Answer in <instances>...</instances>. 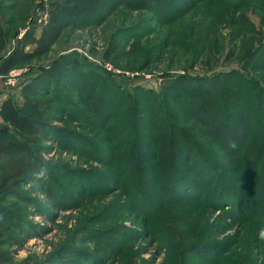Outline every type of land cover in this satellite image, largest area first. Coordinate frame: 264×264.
Here are the masks:
<instances>
[{
    "label": "rangeland",
    "instance_id": "rangeland-1",
    "mask_svg": "<svg viewBox=\"0 0 264 264\" xmlns=\"http://www.w3.org/2000/svg\"><path fill=\"white\" fill-rule=\"evenodd\" d=\"M39 1L0 0V54L33 48L36 42L22 30ZM92 1L47 0L50 8L67 5L81 13L80 17L93 6ZM112 1L95 3L96 20L104 16L101 23H95V19L89 21L88 17L79 20L67 27L41 56L14 67L25 70L18 83L48 68L62 52L76 50L83 56L78 48L110 63L116 70L130 72L131 76L113 73V80L130 94L134 87L159 93L167 84L170 94L188 91L197 95L195 83H189L185 74L203 76L240 69L244 58L245 62H264V0H155L149 2L152 8H141L134 0H123L122 4ZM109 5L113 10L106 14ZM175 9L178 16L170 21L157 18L167 11L172 14ZM11 17L7 25L5 20ZM40 29L32 24L28 30L38 34ZM115 37L122 40L118 57L115 61L104 60L102 54L109 39ZM254 44L260 48L249 54ZM160 47L161 57L148 63ZM209 63L213 69L206 71ZM249 73L259 79L264 74L260 70ZM173 80L174 86H169ZM261 83L264 84V78ZM76 92V89L66 90L62 95L74 101ZM82 93L88 97L89 105L83 109L75 101L83 109L81 118L77 123L69 118L49 121L51 140L39 134L36 123L30 133L18 132L36 149L39 160L35 162L40 164L39 168L0 161V211L11 212L17 222L11 229L0 231L1 264H264V240H260L264 204H254L257 196L253 195L260 188L248 185V189H236V185L243 186L246 182L239 178L241 171L224 146L216 144L214 139L212 149L219 148L213 152L214 160L222 163L224 175L233 176L235 185H232L237 192L251 194L250 198L241 195L248 208H255L248 220L235 217L242 212L241 203L212 208L215 201L211 194L203 195L204 200L200 198V189L205 185L201 174L205 179L213 174V167L208 168L204 162H200L201 173L196 177L191 171L184 172L193 179L196 190L188 185L175 186L172 178L165 179L164 174L157 180L149 170L142 171L141 165L152 164L153 160L149 159L147 150L137 145L149 131L142 125L136 127L132 117L138 118L141 108H148L147 95L135 93L139 107L132 116L126 97L117 108L113 104L115 100L101 96L99 83L91 91L84 86ZM51 94L32 99L43 108L33 110V117L47 118L46 105L52 101ZM113 94L111 90L108 96ZM15 101L22 104L24 95L18 93ZM180 105L170 103L175 114L185 109L186 102ZM117 109L119 112L115 113ZM123 121L127 124L124 131ZM153 125L156 124L151 122V128ZM53 126L61 131L57 133ZM185 129L194 133L188 124ZM73 135L80 140H75ZM196 137L200 136L196 134ZM130 139L135 143L130 145ZM150 139L145 140L151 142ZM176 140L180 146L186 143L185 135L177 136ZM128 148L131 159L123 168V160L129 158L124 152ZM111 159L114 161L109 164ZM132 193L137 194L136 199ZM237 198L239 202L241 199ZM58 254L64 256L65 263L58 262Z\"/></svg>",
    "mask_w": 264,
    "mask_h": 264
},
{
    "label": "trees",
    "instance_id": "trees-1",
    "mask_svg": "<svg viewBox=\"0 0 264 264\" xmlns=\"http://www.w3.org/2000/svg\"><path fill=\"white\" fill-rule=\"evenodd\" d=\"M99 1L102 0L92 1L93 6L88 8L87 13L83 14L84 17H80L81 13L74 12L67 5L59 4L53 8L48 6L49 21L45 26L41 27L39 34L36 35L35 31L31 32L30 30L25 32L27 38L37 43H35V47L29 51L14 49L4 57L0 56V76L7 74L10 69L16 67L21 62L30 61L41 56L49 46L60 39L64 30L70 25L76 24L79 20L81 21V19L87 17L89 21L92 19L96 20L98 5L95 3ZM116 1H121L118 4L124 2L123 0H113L112 3ZM127 1L133 2V0ZM151 1L155 0H134L141 8H152ZM104 2L109 4V0H104ZM111 5L106 9V14L111 13L113 10L110 8ZM178 13V10L175 9L174 13L171 14V12L167 11V14L157 16V18L163 22L165 20L170 21L172 17H177ZM103 18L104 16L96 20L95 23H101ZM12 19L13 17L7 18L5 23L8 25L9 23L7 22L12 21ZM7 34L6 31H3L4 36H8ZM121 43L122 40L119 38L109 39L102 58L104 60L115 61L118 57ZM259 48V45L254 44L249 48L248 53L256 52ZM1 49L2 45L0 46ZM162 51L163 48H157L155 58L149 60L148 63L157 61L161 57ZM86 60L76 50L62 52L53 59L48 68L38 70L36 73H33L34 76H30L24 83H20L17 86L20 88L21 94L24 95L22 104L15 102L11 95L2 100L0 104V161L10 164L15 163L28 168L36 165L35 168H39L40 164L35 162L39 158L36 156L38 155L36 154V149L19 133H30L31 128H33L31 126L36 123L35 128L40 131L37 130L39 134L43 138L51 140L52 138L48 131L51 128L49 121L61 122L65 118H69V120L77 123L81 118L80 113L89 105L88 97L82 93L84 86L85 89L91 91V87L99 83L101 96L115 100L113 104L117 108L121 107V100H124L126 97L128 107L132 111V116H134L133 112L139 107L137 105L138 98H136L135 93L145 94L149 98L147 103L148 108H144V110L141 108L138 118L132 117L134 118L136 127L142 125L149 131L146 134L148 135L147 137L143 136V142L137 145L139 149L143 151L147 150L149 152V159L153 160L152 164L145 163V165H141L142 171L149 170L151 174L155 175L157 180H160L164 174L165 179L167 177L172 178L175 186L188 185L196 190L192 181L193 179L187 178L188 176H185L184 172L191 171L194 174L193 176L196 177V175L201 173L199 170L200 162H204L208 165V168L210 166L213 167V174L210 179H205L203 173L201 174L203 177L200 176V178L205 180V185L200 189V198L204 200L203 195L211 194L212 201H215L212 208L225 203L230 207L241 203L239 211L242 212H239L241 214L235 217L240 221L248 220L254 213L255 208L252 206L248 208L247 203L243 201L241 195L249 197L251 194H245L243 191L237 192L242 187L243 190L248 189V185L249 187L258 186L260 188L258 193L256 189L255 192L253 191V195L257 196L254 204H264V114L262 110L264 109V84L261 83L264 74L259 79L249 73V71L256 72V70L264 73V62L260 60L245 62L244 58V60H241L240 69L233 68L227 71H219L220 74L213 72L212 74H205L203 76L191 73L185 74L189 83H195V89L199 93L197 95L188 94V91H186L187 94L184 91H177L174 95L170 94L167 84L161 88L159 93H156L153 89L134 87L132 95L113 80L115 76L112 72L106 71L100 66L96 68L91 62ZM205 67L206 71L213 69V65L210 63ZM171 84H175V81H171L169 86H172ZM74 89L77 90L75 93L76 100L73 101L72 97L62 95V92ZM111 90L114 93L113 97L111 95L108 96ZM46 94H51L50 100L52 99V101L46 105V110L48 111V114H46L47 118L40 120L32 116V111L35 109L43 110V108L32 99L46 96ZM62 101L69 105V107L64 106ZM75 101H79L83 105V109L78 108ZM171 102L177 103L178 107L180 104L186 102L185 109L180 114H175L172 106H170ZM52 103L54 104L53 106H51ZM114 112L117 113L119 110L117 109ZM144 112H147L149 115L143 114ZM84 117L86 118V116ZM151 122L156 124L152 128ZM187 124L189 125V129L193 130L194 133L190 134L185 129V125ZM126 125L123 121V127H121L123 131L127 130ZM148 125L149 128L147 127ZM53 128L58 130H56L57 133L61 131L58 127L53 126ZM195 133L200 137H196ZM114 135H117V133ZM179 135H185L186 137V143L181 146L177 144L178 141L176 140V137ZM72 137L75 140H80L76 135ZM149 138H151V142L145 140ZM214 139H216V144H219L221 147L224 146L228 151V155H231L235 159L234 163H236L242 174L239 178L246 182L243 186H241L242 184L236 185L237 190L232 185V183L235 185L233 176L228 177L224 175L225 170L222 168V163L214 160L216 159V155L213 152L216 149L217 151L219 150L217 146H215L216 149H212ZM217 141H220V143ZM83 142H87L86 144L90 143L87 140H83ZM133 143L135 142H130V145ZM233 143L235 147H232ZM130 149L128 148V150L124 151L129 158L123 160V168L130 163ZM114 160L111 159L109 164H112ZM228 163L229 161L225 162L226 165ZM133 175H135L134 171ZM104 189L102 188L101 190ZM223 193L230 196H224L222 195ZM131 196L133 199L137 198V194L132 193ZM237 197L241 199L239 202ZM207 200L209 203L210 199ZM16 223L11 212L0 211V231L11 229ZM102 252L108 253V250H103ZM57 256L59 257L57 258L59 263H65L64 256L59 254Z\"/></svg>",
    "mask_w": 264,
    "mask_h": 264
},
{
    "label": "built area",
    "instance_id": "built-area-1",
    "mask_svg": "<svg viewBox=\"0 0 264 264\" xmlns=\"http://www.w3.org/2000/svg\"><path fill=\"white\" fill-rule=\"evenodd\" d=\"M49 9H48V2L47 0H40L39 3L35 4L33 11L30 15V18L28 20L27 25L23 28L22 33L28 30L32 24H36L39 27L45 26L47 22L49 21ZM31 24V25H30ZM85 58H87L89 61L94 62L95 64L101 66L106 71L117 73L120 76L130 75V72H124L120 70L114 69L110 63L104 62L103 60L95 57L89 52H86L81 49H77ZM25 75V70L12 68L8 71L6 75H3L1 77L4 78V82L7 87L9 88H15L19 85L18 79L21 76ZM131 76V75H130ZM128 77V76H126Z\"/></svg>",
    "mask_w": 264,
    "mask_h": 264
},
{
    "label": "crops",
    "instance_id": "crops-1",
    "mask_svg": "<svg viewBox=\"0 0 264 264\" xmlns=\"http://www.w3.org/2000/svg\"><path fill=\"white\" fill-rule=\"evenodd\" d=\"M35 34L38 35L39 33L37 34V32H36ZM35 45L36 44H34L33 47H35ZM6 55H7V53H6ZM6 55L3 52L0 54V56H3V57L6 56ZM30 76L32 77V75H30ZM29 77H26V78H29ZM18 93L19 94L21 93L19 87H15V88H9V87H7L6 85H4L3 80L0 77V104H1L2 100L5 99L9 95H11L12 98H13V100L15 101V98L17 97V94ZM17 103H19V102H17ZM0 122H1V118H0Z\"/></svg>",
    "mask_w": 264,
    "mask_h": 264
},
{
    "label": "clouds",
    "instance_id": "clouds-1",
    "mask_svg": "<svg viewBox=\"0 0 264 264\" xmlns=\"http://www.w3.org/2000/svg\"><path fill=\"white\" fill-rule=\"evenodd\" d=\"M232 147H235V144H232ZM260 240H264V229L260 231Z\"/></svg>",
    "mask_w": 264,
    "mask_h": 264
}]
</instances>
